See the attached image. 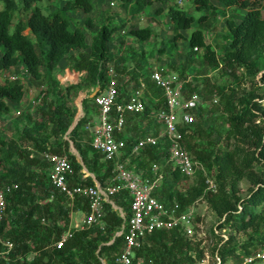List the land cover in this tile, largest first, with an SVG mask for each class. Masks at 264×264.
<instances>
[{"label":"trees","instance_id":"16d2710c","mask_svg":"<svg viewBox=\"0 0 264 264\" xmlns=\"http://www.w3.org/2000/svg\"><path fill=\"white\" fill-rule=\"evenodd\" d=\"M39 1L0 0V72L4 69L16 73L24 71L36 89L45 83L56 93L54 101H47L45 89H38L35 98L44 93L42 101L45 104L40 119L30 127L26 124L9 138L0 133V164L5 170L0 174V184H16V188L6 195V210L0 224V236L12 241L13 248L6 260L0 257V264H102V259L104 264H114V258L123 246V236L115 235L123 219L107 203L104 204L103 231L91 226L75 232L62 248L52 246L53 236L59 235L62 229L56 224L41 225L35 215L45 214L52 219L57 216L68 220L71 209L64 207L67 197L59 191H54L51 201L41 203L51 190L49 167L33 153L48 150L66 154L74 169L73 177L69 179L71 185L77 183L82 166L93 173L98 182L105 183L112 163L104 160L102 154L92 148L84 126L90 122L92 110L94 114L98 112L95 97L108 82L109 66L117 73L118 100L128 96L119 82L121 75L127 73L130 75L127 81H132L136 89L140 87L139 78L144 77L146 97H153L149 99L151 105L143 99L146 103L143 112L127 114L126 124H131L128 132L116 134V138L126 143L122 157L130 155L132 145L139 138L158 133L157 130L152 132L136 128L135 121L155 123L149 116L151 110L167 109L163 89L150 80L146 71L141 72L139 63L135 68L128 65L129 59L133 60L135 56L131 54L128 59L116 57L108 46L115 33L123 31L129 20L140 16L158 0H117L123 17L116 20L113 15H108L94 33L90 44L85 30L72 25L70 14L77 11L90 13L94 9L93 0H65L50 12H44ZM217 1L223 9L233 10L225 20V42L215 45L219 51L205 41L204 33L209 21L215 20L217 15L218 7L213 0H191L194 9L202 12L198 16L172 5L166 11L173 31L169 39L171 45L174 46L179 39L188 42L185 62L178 75L181 77L196 60L194 56L200 54L201 58L198 74L203 76L202 88H199V84L187 82L184 96L191 92H201L210 98L213 94L217 95L220 116L227 124L222 135L226 140L225 146L218 148H208V144H196L194 141L197 138L210 141L213 134L220 131L214 121L205 125L206 118L198 114L195 116L199 121L195 125L190 122L187 128L179 126L185 148L192 158L203 163L215 189H207L206 176L202 172L194 176L192 185H184L189 177L177 169L171 170L162 161L167 157L165 142L144 148L139 156H130V162L145 173H149L152 162L162 163L164 180L155 195L167 205L176 201L184 209L201 196L218 219H222L217 224L218 228L249 233V237L242 242L230 234L214 247L224 264L228 260L241 261L252 251L264 247V227L261 225L264 221V0ZM86 22L92 24L89 19ZM183 30H189L187 37L181 33ZM126 34L146 41L151 37L152 27H129ZM62 60L71 69L85 71L84 76L75 83L60 85L56 72ZM206 68L221 69L237 81V86L234 87L232 82L218 84L216 80L211 81L206 76ZM246 82H250V86L241 87ZM97 86L99 88L95 95L83 98L84 114L67 132L74 113L71 101L79 91ZM26 93L27 86L20 78L0 76V117L14 113L22 105ZM21 115L29 118L22 111L16 117ZM65 134L68 139H63ZM69 141L81 163L70 152ZM242 180L249 184L245 196L239 195V182ZM80 183L91 184L93 180L88 176ZM112 199L129 214L126 190L119 191ZM72 208L86 212L87 201L77 196ZM191 244L190 239L178 229L155 230L135 249L131 264H184L182 252L185 249L196 252L198 260H201L203 257L197 243ZM32 252L35 254L28 259ZM187 260L186 264H197L190 256Z\"/></svg>","mask_w":264,"mask_h":264},{"label":"built area","instance_id":"2783aa9c","mask_svg":"<svg viewBox=\"0 0 264 264\" xmlns=\"http://www.w3.org/2000/svg\"><path fill=\"white\" fill-rule=\"evenodd\" d=\"M108 82L104 88L96 94L95 104L98 107L97 121L92 125L87 124L85 129L90 131V145L100 152L104 160L112 163L110 174L105 183L94 182L91 184H81L80 181L90 176L84 168L80 171L77 183L71 185L69 179L73 177L74 169L70 159L66 154H59L48 150L38 151L37 158L48 164L49 194L41 201L42 204L54 198V191H59L66 195L67 200L64 207L72 208L75 198L81 197L87 201V211L80 218L69 219L67 227L59 221H52L44 215H35L39 223L43 226L56 224L62 229L57 236H53L52 246L62 248L75 232L85 230L91 226H97L99 230H104V204H109L117 210L123 219L120 230L115 235L123 236V246L116 254L114 264H131L134 251L145 242L148 234L155 230L190 231L194 210L192 206L181 209L178 202L167 205L155 195V191L164 180L162 163L152 162L149 165V173L139 169L135 163L130 162V156H139L143 149L149 146H158L162 142L166 143L167 157L162 161L170 166L171 170H179L188 177H194L198 172L206 176L207 189L214 190L215 184L208 177L206 169L200 161L192 158L185 148L182 140L183 133L179 126L188 127L191 122L194 109L203 104V99L197 92H191L184 96L187 79L181 78L178 74H164L160 70H153L149 73V78L157 87L163 89L167 109H152L149 113L157 122L162 124V129L155 135L148 134L141 137L134 143L130 150V155L122 157L126 143L121 138H116V134L121 132L126 124L127 114L141 113L144 110L145 102L141 97V92L136 89L129 93L127 98L118 100L117 73L112 66L107 69ZM1 77L9 79L20 78L23 82L28 78L24 71L16 73L11 70H2ZM67 80V77H64ZM140 90L145 89V83L141 78ZM97 89L99 86L96 87ZM44 93L38 98L31 99L30 106L34 107L42 100ZM214 103L217 98L213 99ZM21 113L20 109L14 111V115ZM179 114V121L177 120ZM16 184H0V224L6 210V195L9 194ZM121 190L127 191L129 203V214L127 215L123 207L118 206L112 197ZM225 231V228H222ZM225 237V235H223ZM0 257L7 259L13 248V242L3 239L0 236ZM35 253L32 252L31 258ZM28 259H30L28 257ZM105 261L102 259V264ZM264 264V247L252 251L243 257L241 261L228 260L224 264ZM197 264H222L217 251L213 254L211 262L202 258Z\"/></svg>","mask_w":264,"mask_h":264},{"label":"rangeland","instance_id":"374dc122","mask_svg":"<svg viewBox=\"0 0 264 264\" xmlns=\"http://www.w3.org/2000/svg\"><path fill=\"white\" fill-rule=\"evenodd\" d=\"M64 1L65 0H40L39 4L43 6L44 12H50L55 10L57 7H60ZM93 2L94 9L90 13L77 11L70 14L72 25L80 26L85 30L87 34L88 44L91 43V39L94 33L98 29L99 25L106 21L108 15H113L116 20H120L122 16L117 0H93ZM213 2L218 7L216 11L217 15L215 20L211 19L209 21V27L207 29L204 28V33L205 41L215 46L217 44L220 45L225 42V20L227 16L233 12V10L230 8L223 9L217 0H213ZM171 5L179 7L186 13L193 14L195 16H198L202 13L201 11H196L194 9L191 0H158L151 6L146 8V10L142 12L140 16L129 20L123 31L115 33L112 41L108 44L110 52L116 57L118 55L127 59L132 54L133 56H135V58L133 60L129 59L128 65H130V67L132 68H135L137 66L136 63H139L141 72L146 71L147 75H149V73L153 70H160L164 74H179V70L181 69V66H183L185 57L187 55L188 42L185 39H179L174 46H172L169 42V39L173 36V31L171 30L166 11L168 6ZM1 7L2 4L0 3V8ZM157 9L160 10L157 11ZM240 12L241 10H239V13ZM87 19H89L92 24L87 23ZM146 26L152 27L151 37L146 41H139L126 34V31L129 27L137 28ZM192 26H195V24H192ZM181 33L184 35V37H187L189 35V30H183L181 31ZM215 49H218L219 51V48H217L216 46ZM161 50L162 52H160ZM199 55L194 56L196 57V60L185 69L181 77L187 79V84L193 82L199 84V88H202L201 81L203 79V76L202 74H198V71L201 68V58ZM65 66H67L66 62L63 60V63H61V66L57 69V77L62 79L61 83L63 85H66L68 83H75L79 81L78 79H75L76 76L74 77V75L73 77L68 75L69 77H71L70 81L64 79L65 71H63L62 69ZM206 76H208L211 81L216 80L218 84H229L232 82V85L234 87L237 86V81L232 80L231 77L224 73L221 69L211 70L209 68H206ZM129 77L130 75L127 73L123 74L120 78L119 82L123 85L122 87L124 88L122 89V91L124 92H128L129 90H136V87H134V83L130 80L127 81ZM29 83V80L26 78L25 84L27 86L28 93L25 96L22 105L18 107V109H20L22 112L27 113L29 115V118L25 119L24 116H22L23 114L19 117H16L13 113L0 117V133L7 138L19 132L26 124V126L30 127L32 126L34 121L40 119L41 109L45 108V104L43 103V101H39L34 107L30 106V101L32 97H34L33 95L37 94L38 89H45V97L47 101H54L56 99L55 90L47 87V84L43 83V85L39 86V88L36 89L35 86ZM249 86L250 82H246L242 84L241 87L246 88ZM89 94L90 93L88 91L81 90L71 101L70 106L74 108L71 124L76 118L81 117L83 113L82 99L83 97H87ZM199 95L203 99V104L199 109L193 112V116L191 119V123H193L192 125H195L194 123H197L199 121L197 116H195L199 114L202 115L201 117L206 118V121L204 122L205 125H209L210 123H212V121H214L216 126L220 128V131L214 133L213 138L210 141L200 138H197L194 141L196 144H208L206 145L208 148L224 147L226 140L222 135L227 128V124L224 123V120H222L220 116V107H217V103H214L213 101L215 95L213 94L211 98L203 95L201 92L199 93ZM216 98H218L217 95ZM149 105H151L150 102ZM93 114L94 110H92V112L90 113L91 120L93 119ZM152 119L154 118L152 117ZM91 120L87 124L92 125ZM177 120L179 121V114H177ZM84 130L87 131L86 136H89L90 131L86 130L85 128ZM63 139H68L67 134L63 135ZM69 150L77 157V159H79V155L73 148L72 142L70 141ZM4 171L5 170L3 166L0 164V174ZM194 182L195 177H189V179L183 184L186 186H190ZM239 187V195L245 196L249 184L245 180H242L239 182ZM180 188L182 187L180 186ZM39 198L40 196L38 195V199ZM190 206L193 207L194 217L192 219L190 231H184L183 235L184 237L190 239V241L192 242L191 245H195L197 243V247L201 251L202 257L206 261H212L213 254L216 252V248L214 250V247L221 244L230 234L234 235L239 242H242L249 237V233H236L228 228H225V231L223 232L222 228H218L217 224L222 221V219H218V217L209 208L206 201L201 196H199ZM70 214L71 213H69V216ZM72 215L74 217L77 216L75 214ZM69 219L70 217L68 218V220H65L54 216L52 221H59L65 224V226L67 227ZM261 225L264 227V221L261 223ZM223 235H225V237ZM182 255L185 259L183 261L184 264L188 263L187 257L189 256L197 263L200 261L198 260L199 258L197 257L196 252H194L193 250L185 249L183 250ZM28 257L31 258V255H29Z\"/></svg>","mask_w":264,"mask_h":264},{"label":"crops","instance_id":"0c3cea01","mask_svg":"<svg viewBox=\"0 0 264 264\" xmlns=\"http://www.w3.org/2000/svg\"><path fill=\"white\" fill-rule=\"evenodd\" d=\"M61 63H63V60L59 63V66H58V68L61 66ZM63 71H65V77H67V81H70L71 80V77H69L68 75H70V76H72L73 77V75H74V77H75V79H78V80H80V77H83L84 76V74H85V71H76V70H74V69H71L70 67H68V66H65V67H63V69H62ZM58 76V71L56 72V78L58 79V82H59V84L60 85H63L61 82H62V79H60L59 77H57ZM122 76V75H121ZM140 79L141 78H139V81H140ZM142 79H143V81H144V77H142ZM140 88V87H139ZM139 88H137L140 92H141V97H142V99H145V101H146V103H148V101H149V99H151L150 97H152V96H148V97H146V94H145V89H142V90H140ZM96 89V87L94 88V89H92V88H90V89H87L86 91H88L90 94L94 91ZM131 92H133V90L132 91H128V92H126V93H131ZM27 93H28V91H27ZM27 93H26V95H27ZM35 93V92H34ZM89 94V95H90ZM88 95V96H89ZM34 97H32V99H35V96L36 95H33ZM84 98V97H83ZM153 98V97H152ZM83 100V99H82ZM150 102V101H149ZM149 104V103H148ZM83 114H84V112L82 113V115H81V117L83 116ZM131 114V113H130ZM97 116H98V112L96 113V114H93V119L91 120V123L93 124V123H95L96 121H97ZM150 116V115H149ZM80 117V118H81ZM127 117V116H126ZM150 118L152 119V116H150ZM79 119V117L77 118V120ZM77 120H76V122H77ZM152 120H154L155 121V123H147V121L146 120H136V122H135V126H136V128H138V129H141V130H146V131H152L153 132V130H157L158 132H159V130H161L162 129V124H160L159 122H157L155 119H152ZM86 126V125H85ZM85 126H84V128H85ZM131 126V124H125V127H124V129L121 131V132H119V134H126V132H128V129H129V127ZM86 130H88V129H86ZM67 132H68V130H67ZM151 133V132H150ZM90 136V135H89ZM74 148V147H73ZM38 151H34V153H33V155L35 156V157H37V153ZM79 159H80V157H79ZM78 159V161L81 163V159L79 160ZM85 167L84 166H82V169L81 170H83ZM86 169V168H85ZM87 170V169H86ZM88 171V170H87ZM89 172V171H88ZM90 173V176L89 177H91L92 178V180L94 181V182H97V180L95 179V177H94V175H93V173H91V172H89ZM71 209V214H70V219L71 218H74V216L72 215V214H75V215H77V216H75V218L76 217H81L82 216V214L84 213V211H81V210H79V209H77V210H74L73 208H70Z\"/></svg>","mask_w":264,"mask_h":264},{"label":"water","instance_id":"95a60500","mask_svg":"<svg viewBox=\"0 0 264 264\" xmlns=\"http://www.w3.org/2000/svg\"><path fill=\"white\" fill-rule=\"evenodd\" d=\"M97 88L89 95V97H92L93 95H95L96 94V92H97ZM76 120H77V118L74 120V122L71 124V126L69 127V129H68V131L69 130H71V128L74 126V124L76 123Z\"/></svg>","mask_w":264,"mask_h":264}]
</instances>
